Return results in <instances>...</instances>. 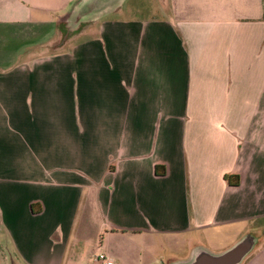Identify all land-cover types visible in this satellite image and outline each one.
<instances>
[{
  "label": "crops",
  "instance_id": "0c3cea01",
  "mask_svg": "<svg viewBox=\"0 0 264 264\" xmlns=\"http://www.w3.org/2000/svg\"><path fill=\"white\" fill-rule=\"evenodd\" d=\"M95 216L264 264V0H0V264H66Z\"/></svg>",
  "mask_w": 264,
  "mask_h": 264
},
{
  "label": "rangeland",
  "instance_id": "374dc122",
  "mask_svg": "<svg viewBox=\"0 0 264 264\" xmlns=\"http://www.w3.org/2000/svg\"><path fill=\"white\" fill-rule=\"evenodd\" d=\"M134 1V0H133ZM64 32V31H63ZM64 36L70 37L72 32H64ZM59 46H54V52L60 51ZM101 220L98 217H92L90 220L83 222L82 232L76 235L70 243L67 251L66 264H100L96 258L102 254L107 255L110 252L116 260L111 259L116 264H175L179 261H187L190 259L191 250L180 248L177 246L176 240L165 238L166 248H127L132 246H143V242L139 243L134 239H121L117 237L113 239L109 248L105 237L106 233L99 232ZM101 231V230H100ZM256 234V233H254ZM210 248L212 255H218L227 251L229 248ZM230 247V246H228ZM7 249V248H6ZM11 250V248H9ZM9 250V251H10ZM6 253V264H14L11 261L10 252ZM108 256V255H107Z\"/></svg>",
  "mask_w": 264,
  "mask_h": 264
},
{
  "label": "water",
  "instance_id": "95a60500",
  "mask_svg": "<svg viewBox=\"0 0 264 264\" xmlns=\"http://www.w3.org/2000/svg\"><path fill=\"white\" fill-rule=\"evenodd\" d=\"M254 244L253 236H247L236 246L222 254L212 255L209 252H201L184 264H241L252 252Z\"/></svg>",
  "mask_w": 264,
  "mask_h": 264
},
{
  "label": "trees",
  "instance_id": "16d2710c",
  "mask_svg": "<svg viewBox=\"0 0 264 264\" xmlns=\"http://www.w3.org/2000/svg\"><path fill=\"white\" fill-rule=\"evenodd\" d=\"M156 174L158 176H164L166 174V169L164 166H158L156 168ZM225 180L228 183V185L236 187L240 185V177L238 175H227L225 176Z\"/></svg>",
  "mask_w": 264,
  "mask_h": 264
},
{
  "label": "built area",
  "instance_id": "2783aa9c",
  "mask_svg": "<svg viewBox=\"0 0 264 264\" xmlns=\"http://www.w3.org/2000/svg\"><path fill=\"white\" fill-rule=\"evenodd\" d=\"M96 261L100 264H115L113 260L110 259L109 256L102 254L96 258Z\"/></svg>",
  "mask_w": 264,
  "mask_h": 264
}]
</instances>
